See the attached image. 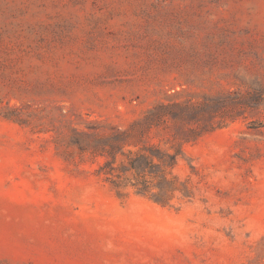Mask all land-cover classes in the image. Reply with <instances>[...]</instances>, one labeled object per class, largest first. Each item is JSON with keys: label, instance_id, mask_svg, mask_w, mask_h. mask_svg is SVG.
<instances>
[{"label": "rangeland", "instance_id": "374dc122", "mask_svg": "<svg viewBox=\"0 0 264 264\" xmlns=\"http://www.w3.org/2000/svg\"><path fill=\"white\" fill-rule=\"evenodd\" d=\"M148 122L164 204L74 142ZM0 264H264V0H0Z\"/></svg>", "mask_w": 264, "mask_h": 264}, {"label": "trees", "instance_id": "16d2710c", "mask_svg": "<svg viewBox=\"0 0 264 264\" xmlns=\"http://www.w3.org/2000/svg\"><path fill=\"white\" fill-rule=\"evenodd\" d=\"M165 107L167 106H154L147 111V117L160 116ZM158 124L154 123L155 126ZM145 126L143 128L133 124L129 129L115 130L110 134L101 135L77 132V135L88 137L91 141L74 142L83 151L88 150L105 156L104 173L115 176V178H110L115 188L132 185L137 193H149L156 201L164 204L175 189L174 180L166 176V169L174 166L178 151L170 152L154 143L141 145L135 150H124L126 145L134 142L132 138H135V133L142 135L145 128L148 130L152 128V123L148 122ZM129 174L133 180L128 177ZM153 188L156 189L153 190Z\"/></svg>", "mask_w": 264, "mask_h": 264}]
</instances>
